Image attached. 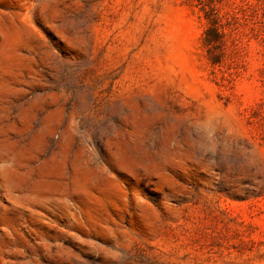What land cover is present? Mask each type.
<instances>
[{
	"label": "rangeland",
	"instance_id": "1",
	"mask_svg": "<svg viewBox=\"0 0 264 264\" xmlns=\"http://www.w3.org/2000/svg\"><path fill=\"white\" fill-rule=\"evenodd\" d=\"M0 264H264V0H0Z\"/></svg>",
	"mask_w": 264,
	"mask_h": 264
},
{
	"label": "trees",
	"instance_id": "2",
	"mask_svg": "<svg viewBox=\"0 0 264 264\" xmlns=\"http://www.w3.org/2000/svg\"><path fill=\"white\" fill-rule=\"evenodd\" d=\"M207 41H210V40L207 38Z\"/></svg>",
	"mask_w": 264,
	"mask_h": 264
}]
</instances>
